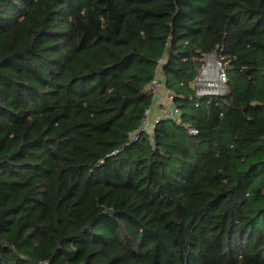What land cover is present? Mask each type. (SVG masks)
Returning a JSON list of instances; mask_svg holds the SVG:
<instances>
[{
  "label": "trees",
  "instance_id": "obj_1",
  "mask_svg": "<svg viewBox=\"0 0 264 264\" xmlns=\"http://www.w3.org/2000/svg\"><path fill=\"white\" fill-rule=\"evenodd\" d=\"M0 264H264V0H0Z\"/></svg>",
  "mask_w": 264,
  "mask_h": 264
},
{
  "label": "built area",
  "instance_id": "obj_2",
  "mask_svg": "<svg viewBox=\"0 0 264 264\" xmlns=\"http://www.w3.org/2000/svg\"><path fill=\"white\" fill-rule=\"evenodd\" d=\"M211 59H214L213 63H209ZM165 60H166L165 57L160 58L159 64H162L163 62H165ZM205 63H206V65L204 64V66L202 67V70L200 71L198 78L196 79V86H195L196 95L198 97H203V96H207V95H223L224 92H220V89H221V86H226L227 77H226V73L224 71V68L222 66V63L217 57V54L216 55H214L213 53L208 54L206 57ZM215 73H217L216 74V76H217L216 84L218 85L219 89L218 90L217 89L209 90L206 87L207 78H210L213 75L215 76ZM199 81H201L203 83V85H200ZM162 85H164V84L161 81L160 76L158 75L153 80V83H152V87L154 88V92H156L157 88H159ZM226 90H227V87H226ZM165 97H166V102L163 103L162 105H159V107H158L159 114L155 118L151 117V109L146 111V118L144 120L142 130L149 132V133H152L153 128L156 126V124H157V122H159V120H161V119L169 120V119L179 118L180 109L173 104V98H172L171 94L167 93ZM191 133L196 134L197 130L191 129ZM134 136H135L134 138H138L139 133H136Z\"/></svg>",
  "mask_w": 264,
  "mask_h": 264
},
{
  "label": "crops",
  "instance_id": "obj_3",
  "mask_svg": "<svg viewBox=\"0 0 264 264\" xmlns=\"http://www.w3.org/2000/svg\"><path fill=\"white\" fill-rule=\"evenodd\" d=\"M166 94H167V89L165 87V85L160 86L159 88H157L156 92H155V104L154 107L152 109V118H155L158 114H159V105H162L163 103L166 102Z\"/></svg>",
  "mask_w": 264,
  "mask_h": 264
},
{
  "label": "bare ground",
  "instance_id": "obj_4",
  "mask_svg": "<svg viewBox=\"0 0 264 264\" xmlns=\"http://www.w3.org/2000/svg\"><path fill=\"white\" fill-rule=\"evenodd\" d=\"M213 60L214 59H211L209 63H213ZM217 74V73H215ZM214 79V78H213ZM212 77L210 78H207V84H206V87L209 89V90H212V89H219L218 85L216 84V80H217V76L215 77V79L213 80Z\"/></svg>",
  "mask_w": 264,
  "mask_h": 264
},
{
  "label": "rangeland",
  "instance_id": "obj_5",
  "mask_svg": "<svg viewBox=\"0 0 264 264\" xmlns=\"http://www.w3.org/2000/svg\"><path fill=\"white\" fill-rule=\"evenodd\" d=\"M205 65H206V63H205ZM215 77H216V74H215V76H214V75L212 76V79H213V78L215 79ZM214 79H213V80H214ZM205 83H206V82H205ZM199 84H200V85H203V83H202L201 81H199ZM204 85H205V84H204ZM192 86H193V88H195V86H196V82L193 83ZM220 92H224V93H225V92H226V86H221Z\"/></svg>",
  "mask_w": 264,
  "mask_h": 264
},
{
  "label": "water",
  "instance_id": "obj_6",
  "mask_svg": "<svg viewBox=\"0 0 264 264\" xmlns=\"http://www.w3.org/2000/svg\"><path fill=\"white\" fill-rule=\"evenodd\" d=\"M214 55H216V53H213Z\"/></svg>",
  "mask_w": 264,
  "mask_h": 264
}]
</instances>
